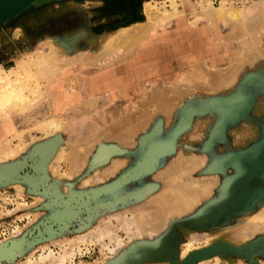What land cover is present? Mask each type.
<instances>
[{"label":"rangeland","instance_id":"1","mask_svg":"<svg viewBox=\"0 0 264 264\" xmlns=\"http://www.w3.org/2000/svg\"><path fill=\"white\" fill-rule=\"evenodd\" d=\"M69 1L38 3L57 16ZM158 1L177 7L161 35L173 58L117 91L0 67V264H181L210 248L198 264H264V0ZM208 5L223 51L201 31ZM194 66L191 88L152 89Z\"/></svg>","mask_w":264,"mask_h":264},{"label":"crops","instance_id":"2","mask_svg":"<svg viewBox=\"0 0 264 264\" xmlns=\"http://www.w3.org/2000/svg\"><path fill=\"white\" fill-rule=\"evenodd\" d=\"M69 2H77L81 8L84 6V2L81 4L75 0ZM88 3L92 4L89 13L84 12V9L63 11L57 16L47 18L45 22L39 23L37 26H31L33 25L30 23L32 16L43 11L48 12V4L35 5L28 12L21 14L3 26L0 29V67L13 63L15 64L12 68V70L14 69L13 71L28 67L30 71L34 72L35 68L33 67L37 66L35 75L38 76V79L45 80L47 87L48 76H50L51 80L57 82L68 76L69 72H72L70 80L78 83L77 91L90 93L92 89V92L96 93L108 87L117 91L121 87L123 88L125 80H133L136 75L142 72L150 74L155 61L164 57L170 58L168 60L173 58L170 56L174 54L176 47L173 43L163 42L164 38L161 36L168 30V25H171L172 22H167L171 16L167 18L160 17L156 21L157 23H154L155 27L148 36L133 39L125 47H117L115 45L101 47L98 45L104 39H114L122 33L128 34L134 28H144L150 21L158 19L156 12L152 16L147 12L149 4L154 6L156 11L165 12L167 10L160 8L158 0H122L112 1L111 3H106L104 0H90ZM211 12L213 11H206L204 15L205 29L203 33L205 39L209 40L207 44L208 48H210L209 50H211L213 43H219L223 51L226 46V37L223 36L215 40L214 38L217 37L218 32L214 31V29L218 26V19L224 13L222 12L220 17L218 15L214 17ZM222 24L223 19L220 21V25ZM196 26L195 22L189 23L190 37ZM17 31L20 32L19 41L13 44V50L11 51L6 38L10 32L14 36ZM23 37L24 39H22ZM11 56H13L12 59H10ZM47 57L52 58L47 59ZM49 61L50 64L48 63ZM172 64L173 61L172 63L165 62L163 67L167 69L166 67ZM198 74V69L194 66L180 75L176 82H172L173 79H167L172 84L163 85L162 88L157 85L152 89L154 92L155 90L163 93L165 91L169 92V90L180 87L186 81L189 84L188 87L191 88L192 78H195ZM42 75L44 77L39 78ZM88 83L92 85L89 87ZM99 96L98 94H93L92 98ZM107 96L111 98L112 95L108 94ZM151 97L147 95L145 99L137 102V108L148 107ZM157 108H159L158 105ZM169 111L175 112L176 109L172 107ZM142 113H145V110Z\"/></svg>","mask_w":264,"mask_h":264},{"label":"bare ground","instance_id":"3","mask_svg":"<svg viewBox=\"0 0 264 264\" xmlns=\"http://www.w3.org/2000/svg\"><path fill=\"white\" fill-rule=\"evenodd\" d=\"M103 2V1H102ZM38 3V2H37ZM37 3H34V4H31L29 7H27L25 10H23L22 12H20V14L18 15V16H20L21 14H23V13H25V12H28L30 9H32L33 8V6H35ZM208 12H210V11H213V12H211L213 15H214V17L216 16V15H218L219 17L221 16V14H222V9H215V8H213V7H210L209 5H208ZM80 8V6H79V4L76 2H67L66 4H65V6H64V9H63V11H73V10H77V9H79ZM171 9H165L166 11L165 12H161L160 10L158 11H156V9L154 8V6H152L151 4H149L148 6H147V12L149 13V14H151V16L153 15V13H155L156 12V15H157V17H158V19L156 18V19H154V21H150V23L149 24H147V26H145L144 28H134L133 30H132V32H130V33H128V34H126V33H122V34H119V35H117V37L116 38H114V39H104L102 42H101V44H98V45H100L101 47H103V46H106V45H115V46H117V47H125V46H127L133 39H140L141 37H143V36H148L152 31H153V29H154V23H157L156 21L157 20H159V18L160 17H164V18H167V17H170V16H172V15H174V13L177 11V7H176V5H173V6H171L170 7ZM228 10V9H227ZM229 11V13H228V15H229V17L230 18H237V17H240L241 15H242V9L241 8H235V7H232L230 10H228ZM227 11V12H228ZM59 13V12H58ZM71 13V12H70ZM53 14H55V13H53ZM52 11H51V9L50 8H48V12H40V13H38L37 15H35V16H32L31 17V24H33V25H31V26H37L39 23H42V22H45L46 21V19L47 18H50L52 15ZM57 14V13H56ZM59 15V14H58ZM54 16V15H53ZM211 18V17H210ZM9 23V22H8ZM7 23V24H8ZM34 23H36V24H34ZM69 24V23H68ZM68 24H66V26H68ZM214 24V23H213ZM28 26V25H27ZM64 27H66L65 25H63ZM252 26V25H251ZM29 27V26H28ZM75 30V29H74ZM84 30V29H83ZM202 31V33H203V30H201ZM72 34V33H71ZM88 35V34H87ZM68 36V35H67ZM73 36V35H72ZM84 36H86V35H84ZM87 39V38H86ZM88 40H90V39H88ZM64 41V40H63ZM199 41V40H198ZM69 42V41H68ZM204 42V41H203ZM88 43V42H87ZM50 44V43H49ZM89 44V43H88ZM67 45V44H66ZM54 46V45H53ZM91 46V45H90ZM65 47H67V46H65ZM94 49H95V47H93ZM60 49V48H59ZM71 49H72V47H71ZM90 49V48H89ZM47 53V52H46ZM90 53V52H89ZM115 53V52H114ZM52 54V53H51ZM59 54V53H58ZM57 54V55H58ZM108 54V53H107ZM36 55V54H35ZM49 56V55H48ZM94 56V55H93ZM44 57V56H43ZM39 58V57H38ZM50 58H52V57H50ZM50 58H48L47 57V59H50ZM85 58V57H84ZM31 59V58H30ZM96 59V58H95ZM38 60V59H37ZM100 60V59H99ZM24 61V60H23ZM53 61V60H52ZM22 63V62H21ZM49 64H50V61L48 62ZM22 65V64H21ZM35 65V64H34ZM37 67V66H36ZM22 68V67H21ZM40 68V67H39ZM31 69V68H30ZM14 70V69H13ZM13 70H11L10 71V73L9 74H13V73H15L16 71H13ZM47 70V69H46ZM56 70V69H55ZM24 71V70H23ZM44 71V70H43ZM45 72V71H44ZM9 77V76H8ZM7 82L8 83H11L10 82V80H7ZM5 84V83H4ZM17 85V84H16ZM7 99H8V97H7ZM14 103V102H13ZM16 105V104H15ZM14 105V106H15ZM230 243H231V241H229ZM60 261H61V263H63L64 262V260L63 259H60Z\"/></svg>","mask_w":264,"mask_h":264},{"label":"water","instance_id":"4","mask_svg":"<svg viewBox=\"0 0 264 264\" xmlns=\"http://www.w3.org/2000/svg\"><path fill=\"white\" fill-rule=\"evenodd\" d=\"M40 0H0V29L5 26L8 22L13 21L18 17L20 12L25 10L31 4L37 3ZM106 3L112 1L122 0H104ZM216 253L215 248L206 249L204 251L193 254L188 257L181 264H198L200 261L212 257Z\"/></svg>","mask_w":264,"mask_h":264},{"label":"flooded vegetation","instance_id":"5","mask_svg":"<svg viewBox=\"0 0 264 264\" xmlns=\"http://www.w3.org/2000/svg\"><path fill=\"white\" fill-rule=\"evenodd\" d=\"M53 1H56V0H53ZM45 3H46V2H45ZM41 4H43V3H40V4L38 3V4H36V5H41Z\"/></svg>","mask_w":264,"mask_h":264}]
</instances>
